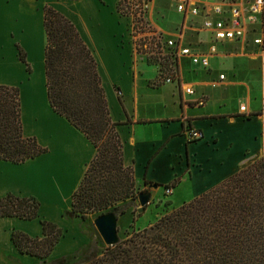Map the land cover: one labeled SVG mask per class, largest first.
<instances>
[{
    "label": "crops",
    "instance_id": "crops-1",
    "mask_svg": "<svg viewBox=\"0 0 264 264\" xmlns=\"http://www.w3.org/2000/svg\"><path fill=\"white\" fill-rule=\"evenodd\" d=\"M119 2L0 0V84L18 87L23 134L36 137L47 148L24 163L0 159V197L10 192L40 201L34 219L0 217V264H44L37 256L21 253L11 237L14 230L41 236L42 219L63 229L47 261L91 242L82 221L63 213L71 209L73 193L96 148L50 105L45 6L66 16L92 51L110 115L118 123L124 164L133 168L136 185L159 183L151 187L152 195L159 197L165 193L163 185L178 177L168 194L175 197V205L171 204L176 207L264 154V49L252 40L262 35L259 28L241 40L218 43L215 53L205 40L196 50L209 54V68L193 63L188 55L178 56L177 80L162 83L156 63L136 52ZM238 4L245 10L247 0ZM154 9L155 2L150 20ZM19 47L28 65L21 61ZM220 74L225 77L220 79ZM189 86L194 93L185 92ZM232 93L239 107L227 103ZM200 99L203 104H198ZM188 127L200 130L201 138L188 140Z\"/></svg>",
    "mask_w": 264,
    "mask_h": 264
},
{
    "label": "trees",
    "instance_id": "trees-1",
    "mask_svg": "<svg viewBox=\"0 0 264 264\" xmlns=\"http://www.w3.org/2000/svg\"><path fill=\"white\" fill-rule=\"evenodd\" d=\"M124 1L118 3L120 13ZM44 28L50 105L96 148L71 209L63 215L85 219L91 212L125 214L135 192L134 171L124 164L123 141L110 115L97 61L76 26L51 6L44 7ZM19 57L28 65L20 47ZM46 151L36 137L23 134L18 87L0 84V159L24 163ZM178 182L176 177L163 187L172 189ZM153 184L160 185L149 182ZM164 203L171 205L170 200ZM39 208L33 196L9 192L0 197V217L34 219ZM41 224V236L14 230L11 237L21 253L44 264H264V154L145 227L135 226L133 219L125 237L102 249L87 243L47 261L63 229L46 219Z\"/></svg>",
    "mask_w": 264,
    "mask_h": 264
},
{
    "label": "built area",
    "instance_id": "built-area-1",
    "mask_svg": "<svg viewBox=\"0 0 264 264\" xmlns=\"http://www.w3.org/2000/svg\"><path fill=\"white\" fill-rule=\"evenodd\" d=\"M175 11L180 21L175 33L165 35L150 20V11L155 0H125L121 15L128 21L130 34L136 32V46L140 55L154 61L162 83L177 80L176 62L178 56L188 55L193 63L209 68V54L198 53L196 47L208 39L210 52L215 53L218 43L226 40H241L249 31L258 27L261 36L253 37L254 43L264 49V0H247L244 9L238 0H164ZM166 59L168 62H166ZM220 79L225 77L219 75ZM185 92L194 93L192 87ZM203 99L198 104H203ZM245 110V106H241ZM188 140L201 138L200 130L188 127L185 131ZM171 188L165 189L170 194Z\"/></svg>",
    "mask_w": 264,
    "mask_h": 264
},
{
    "label": "rangeland",
    "instance_id": "rangeland-1",
    "mask_svg": "<svg viewBox=\"0 0 264 264\" xmlns=\"http://www.w3.org/2000/svg\"><path fill=\"white\" fill-rule=\"evenodd\" d=\"M155 8L156 9H154L151 18L152 23L157 28L162 30L165 35L173 34L176 24L180 21L179 15L176 12L169 11V1L155 0ZM130 35L133 39L136 52L140 54V50L136 46V32H133ZM149 62L152 61L149 60ZM236 97L237 96L232 93V99L227 103H229L231 106L239 107V101L235 99ZM243 100H245V98H243ZM243 105H246V103L243 102ZM151 187L152 186L149 184H143L139 186L135 183L134 196L128 199V201L130 202V207L127 209V212L125 214H117V227L120 238L125 237L127 232L131 230L130 225L132 224L133 219H135V226L142 228L155 221L158 216L171 209V207H174L172 206V204L165 205L164 202L170 200L174 202L175 205V197H172L170 199L169 195H166L163 191L159 197L153 196ZM141 195H148L149 202L144 206L143 211L140 212V208L142 207V205L139 197ZM99 215L100 212H91L87 214V217L85 219H83L81 216L76 217H78V219L82 221V228L84 232H86L91 238L90 246H92L93 244H98L100 249H102L104 247V243L100 235L98 234L93 222L94 219ZM87 250H85V252L82 251L81 253H87Z\"/></svg>",
    "mask_w": 264,
    "mask_h": 264
},
{
    "label": "water",
    "instance_id": "water-1",
    "mask_svg": "<svg viewBox=\"0 0 264 264\" xmlns=\"http://www.w3.org/2000/svg\"><path fill=\"white\" fill-rule=\"evenodd\" d=\"M152 187H157V185L153 184ZM142 207L140 208V212L143 211L144 206L149 202L148 195H141L139 197ZM117 215L113 212H107L105 214H100L94 219V225L97 229L98 234L100 235L103 243L105 245H112L117 243L120 240V236L118 233L117 227Z\"/></svg>",
    "mask_w": 264,
    "mask_h": 264
}]
</instances>
